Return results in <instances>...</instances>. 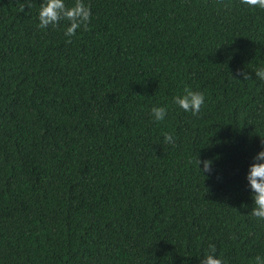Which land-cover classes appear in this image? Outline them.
<instances>
[{
  "label": "trees",
  "instance_id": "16d2710c",
  "mask_svg": "<svg viewBox=\"0 0 264 264\" xmlns=\"http://www.w3.org/2000/svg\"><path fill=\"white\" fill-rule=\"evenodd\" d=\"M43 2L0 0V264L264 256L247 180L264 151V9L83 0L89 30L69 44V21L38 28ZM185 87L205 94L196 116L174 103Z\"/></svg>",
  "mask_w": 264,
  "mask_h": 264
},
{
  "label": "clouds",
  "instance_id": "9594fccd",
  "mask_svg": "<svg viewBox=\"0 0 264 264\" xmlns=\"http://www.w3.org/2000/svg\"><path fill=\"white\" fill-rule=\"evenodd\" d=\"M241 3L251 8L264 9V0H241ZM26 7H32L31 0H26V3L20 4L21 11H24ZM91 16V7L86 5L83 0H76L71 7L66 6L65 0H44L40 5L38 28L57 27L61 20H67L70 22V26L66 28L64 34L69 37L66 42L70 44L72 43L71 37H74L79 29L89 30L88 25L91 22ZM236 76H242L244 81L252 79L251 75L241 70H237L235 76L232 75L234 79H236ZM255 76L264 80V67L256 69ZM205 99L203 92L185 87L183 95L174 97V103L185 112H191L193 116H196L204 106ZM151 113L156 121H163L167 116V108L153 107ZM164 137L165 143H175L172 133H164ZM262 144H264V139H262ZM201 164H203L202 170L200 168ZM197 165L203 176L204 173L211 174L213 171V162L211 160L202 161L198 158ZM247 180L253 193L252 199L254 201V208L250 215L264 220V151H260L254 157V162L249 168ZM200 264H226V261L223 259V254L217 255L216 246L209 244L208 250L201 259ZM252 264H264V256L257 255L253 259Z\"/></svg>",
  "mask_w": 264,
  "mask_h": 264
}]
</instances>
